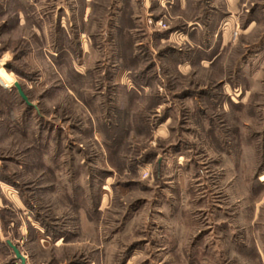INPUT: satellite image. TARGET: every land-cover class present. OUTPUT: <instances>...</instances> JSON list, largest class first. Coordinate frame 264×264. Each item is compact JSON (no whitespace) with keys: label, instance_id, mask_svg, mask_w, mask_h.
Wrapping results in <instances>:
<instances>
[{"label":"rangeland","instance_id":"1","mask_svg":"<svg viewBox=\"0 0 264 264\" xmlns=\"http://www.w3.org/2000/svg\"><path fill=\"white\" fill-rule=\"evenodd\" d=\"M245 2L187 70L217 14L197 52L175 5L0 0V264H21L7 240L25 264H264V0Z\"/></svg>","mask_w":264,"mask_h":264},{"label":"crops","instance_id":"2","mask_svg":"<svg viewBox=\"0 0 264 264\" xmlns=\"http://www.w3.org/2000/svg\"><path fill=\"white\" fill-rule=\"evenodd\" d=\"M122 0H120L121 2ZM137 6L139 4V0H136ZM141 4L145 11L148 13H151L154 8H161L166 7L167 5L169 7H172L175 5L180 11L182 12H190L193 10V13L196 14L194 16V21L188 23L189 29L183 34L182 41L186 45H190L192 48L197 50L200 47V43L197 41H192L194 38V34H199V30L203 29V27L208 26L209 23L215 18L214 15L217 14L220 19V22L218 24V27L216 25L215 30L212 32V39L210 40L211 44L208 45V50H204L203 48L200 51L201 55H198L196 53H192L184 60V68L189 69L194 64L199 62L201 65L206 63L212 64L213 61H215L218 58V55L221 53V50H223V46L228 43L229 37L231 36V30L237 28L242 20L243 13H249L247 12L245 8V0H207L206 4L209 5V9L205 11L204 9V0H140ZM156 1V2H155ZM120 8V6H118ZM119 10V9H118ZM120 12H123V9L120 8ZM207 14V15H204ZM214 14V15H213ZM152 16V13L150 14ZM157 17V16H156ZM192 16L190 15L189 18ZM213 17V18H212ZM153 19L155 17H152ZM201 18V19H200ZM202 22H201V21ZM204 20L208 22V24L204 25ZM202 24V25H200ZM252 24V21L249 18V14L247 16L246 26L247 28ZM223 27H220V26ZM221 38V39H220ZM218 40V43L215 44V42ZM194 43V44H193ZM195 45V46H194ZM217 46V47H216ZM215 49V53L212 55L206 56V51H209V49ZM214 51V50H213Z\"/></svg>","mask_w":264,"mask_h":264},{"label":"water","instance_id":"3","mask_svg":"<svg viewBox=\"0 0 264 264\" xmlns=\"http://www.w3.org/2000/svg\"><path fill=\"white\" fill-rule=\"evenodd\" d=\"M14 87L16 88L19 96L26 103V105L33 106V104L29 101L27 95L25 94V92H24L22 86L20 85V83L19 82H14ZM6 243L12 249L15 257L20 260L21 264H25L26 263V259L20 253V250L17 248V246L14 245L10 240H7Z\"/></svg>","mask_w":264,"mask_h":264},{"label":"trees","instance_id":"4","mask_svg":"<svg viewBox=\"0 0 264 264\" xmlns=\"http://www.w3.org/2000/svg\"><path fill=\"white\" fill-rule=\"evenodd\" d=\"M28 106V105H27ZM29 107H31V106H29Z\"/></svg>","mask_w":264,"mask_h":264},{"label":"built area","instance_id":"5","mask_svg":"<svg viewBox=\"0 0 264 264\" xmlns=\"http://www.w3.org/2000/svg\"><path fill=\"white\" fill-rule=\"evenodd\" d=\"M151 22V21H150Z\"/></svg>","mask_w":264,"mask_h":264}]
</instances>
